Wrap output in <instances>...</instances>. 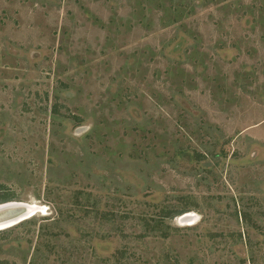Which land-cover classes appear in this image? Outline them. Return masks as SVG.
I'll list each match as a JSON object with an SVG mask.
<instances>
[{
	"label": "rangeland",
	"instance_id": "374dc122",
	"mask_svg": "<svg viewBox=\"0 0 264 264\" xmlns=\"http://www.w3.org/2000/svg\"><path fill=\"white\" fill-rule=\"evenodd\" d=\"M3 196L0 264H264V0H0Z\"/></svg>",
	"mask_w": 264,
	"mask_h": 264
},
{
	"label": "water",
	"instance_id": "95a60500",
	"mask_svg": "<svg viewBox=\"0 0 264 264\" xmlns=\"http://www.w3.org/2000/svg\"><path fill=\"white\" fill-rule=\"evenodd\" d=\"M26 205L30 206L31 204L19 200L0 201V229L14 225L27 218L29 209H27Z\"/></svg>",
	"mask_w": 264,
	"mask_h": 264
},
{
	"label": "bare ground",
	"instance_id": "6f19581e",
	"mask_svg": "<svg viewBox=\"0 0 264 264\" xmlns=\"http://www.w3.org/2000/svg\"><path fill=\"white\" fill-rule=\"evenodd\" d=\"M30 204H31L30 206L26 205L27 209H29V214L26 217L32 216L33 214L38 212V210L43 209L41 206L37 205V203H30ZM35 208H37L36 211ZM186 215H189V213H187Z\"/></svg>",
	"mask_w": 264,
	"mask_h": 264
},
{
	"label": "trees",
	"instance_id": "16d2710c",
	"mask_svg": "<svg viewBox=\"0 0 264 264\" xmlns=\"http://www.w3.org/2000/svg\"><path fill=\"white\" fill-rule=\"evenodd\" d=\"M7 198L5 197V196H3L1 199H0V201H4V200H6ZM20 223V222H19ZM21 223H22V221H21ZM16 225H18V223L16 224ZM15 226V225H14ZM7 229H9V228H3V229H0V232L1 231H5V230H7Z\"/></svg>",
	"mask_w": 264,
	"mask_h": 264
}]
</instances>
